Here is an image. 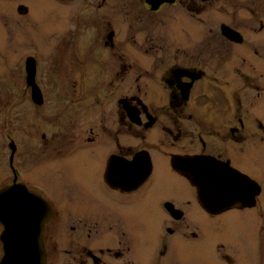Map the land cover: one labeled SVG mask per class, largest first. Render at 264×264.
<instances>
[{
	"label": "flooded vegetation",
	"instance_id": "af4514ba",
	"mask_svg": "<svg viewBox=\"0 0 264 264\" xmlns=\"http://www.w3.org/2000/svg\"><path fill=\"white\" fill-rule=\"evenodd\" d=\"M0 2L24 23L16 70L0 33L8 241L44 264H264L263 0Z\"/></svg>",
	"mask_w": 264,
	"mask_h": 264
},
{
	"label": "water",
	"instance_id": "95a60500",
	"mask_svg": "<svg viewBox=\"0 0 264 264\" xmlns=\"http://www.w3.org/2000/svg\"><path fill=\"white\" fill-rule=\"evenodd\" d=\"M194 177V176H193ZM191 177L192 183L197 187V193L200 196L201 192H203V186H200L199 179L197 180L195 177ZM15 191V192H23V188L20 185L14 187H6L0 190V220L4 225V231L1 236V240L3 242V256L0 260V264H44L43 263V250L41 246H37V244H25L22 246L24 249H20L16 244L8 241L6 236L10 233L9 222L6 219L7 217V193ZM209 191V189H207ZM19 198V197H18ZM17 199V198H16ZM207 200V199H206ZM208 200L216 201V198L208 196Z\"/></svg>",
	"mask_w": 264,
	"mask_h": 264
},
{
	"label": "rangeland",
	"instance_id": "374dc122",
	"mask_svg": "<svg viewBox=\"0 0 264 264\" xmlns=\"http://www.w3.org/2000/svg\"><path fill=\"white\" fill-rule=\"evenodd\" d=\"M247 1L250 2V0H242L241 4V8H245V7H248L250 5V3H247ZM259 1H262V0H259ZM0 4H2L0 2ZM226 4H230V2H225V6ZM262 7L264 9V0H263V4H262ZM214 10H212L211 13L208 14V21H207V30H212V31H216V25H215V22L214 20H216V16H214ZM4 14L3 11L0 10V16H2L3 18L0 17V33H3V30L5 33H7L8 31L10 32V30H12L14 33H15V40H14V66H15V70L17 68V62L19 60V54L22 53L23 51V48H24V43H23V39L21 37V34L22 32L24 31V23H22V20L21 19H15V21H11L9 18H7V16L5 15H2ZM21 20V21H19ZM7 22V24H3ZM4 33V34H5ZM0 38H3L2 37V34L0 35ZM1 45V43H0ZM4 56H0V74H3V70H4V67L6 65V61H3L2 58ZM2 78H0L1 80ZM4 80V79H2ZM1 80V81H2ZM0 81V82H1ZM8 86H6L5 83H0V125H1V122H2V119L4 117L3 113H4V110H5V106H6V96H7V92L10 90L9 88H7ZM17 90L18 88H15V92H16V95H17ZM3 104V105H2ZM4 109V110H3ZM23 112V109L21 108V105H19L18 109H17V112H16V115H19ZM20 117V116H18ZM20 119V118H19ZM18 123V121H17ZM19 124H21V119L19 120ZM21 135V133H20ZM0 155H2V152L0 151Z\"/></svg>",
	"mask_w": 264,
	"mask_h": 264
}]
</instances>
